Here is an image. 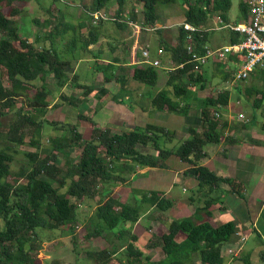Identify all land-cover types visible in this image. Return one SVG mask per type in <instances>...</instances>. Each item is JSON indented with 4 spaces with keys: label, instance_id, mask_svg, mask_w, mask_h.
<instances>
[{
    "label": "trees",
    "instance_id": "trees-1",
    "mask_svg": "<svg viewBox=\"0 0 264 264\" xmlns=\"http://www.w3.org/2000/svg\"><path fill=\"white\" fill-rule=\"evenodd\" d=\"M112 1L90 0L89 5L84 6V15L89 19L88 21L83 19L78 24L80 29L78 31L83 40L80 47H77V38L74 36L67 43L68 48L71 45L74 50L80 48L83 53L100 57V49L92 50L88 46L96 44L105 34L101 27L107 20H100L95 25L92 23L90 13L107 9ZM114 1L117 9L115 19L110 22L119 29L128 26L129 18H124L128 14L131 20L138 22L135 10L137 3L142 4L143 16V20L138 23L150 27L156 26L159 22L158 5L169 6L178 2L182 6V22L191 24L195 30H185L180 25L176 44L162 41L163 50L167 53L163 62L174 69L167 70L164 83L166 88L160 89L155 95L149 93L147 97L155 110H166L185 116L190 113L193 103L197 102L200 109L198 114L200 125L190 126L189 137L174 149L165 145L173 140L174 131L154 123L121 132H112L107 127L101 128L91 123L92 132L89 139H84L81 132L71 126L67 134L53 136L49 146L43 147L41 138L45 123L56 126L46 119L53 94L58 91L56 98L73 107L81 104L96 87L94 84H80L78 74L69 73L75 57L63 58L53 45L52 39L60 30L58 23L47 32L49 44L43 43L44 45L38 49L35 43L20 36L15 20L3 13V6L5 4L11 6L13 0H0V67L4 68L10 82V86L5 87L0 81V264H38L40 260L37 253L42 249L44 241L39 236V229L55 231L67 227L70 234H73L80 219L78 211L80 202L87 198L94 199L96 195L100 199L93 216L89 218L93 228L87 231L85 237L87 239L96 237L108 231V234L112 233L115 237L126 240L121 248L127 264H189L194 260H198L199 264L224 262L225 251L228 250L229 242L237 229L235 222L231 220L213 226L204 216H199L202 211L210 213L208 208L212 199H208L204 206L197 207L192 215L172 219L167 225L166 233L151 236L144 248L148 250L150 247L160 245L164 254L162 259L152 261L151 256L146 255L144 248L137 243V234L131 232V227L141 216L142 204L148 203L160 211H165L172 206V201L163 197L162 193L139 190L143 193L139 199L135 198V203L132 204L120 201L112 192L116 185L126 184L130 176L141 168L163 167L165 160L172 153L193 165L189 168V174L197 179L199 189L206 186L211 188L223 181L233 186L231 180L216 176L206 166L198 163L205 156L204 145L220 139L221 132L219 133L217 128H224L226 122L220 114L216 116L214 111L226 106L230 97V88L218 89L216 93L211 90L216 83L206 75L205 66L211 62L215 69L221 71V80L217 78L216 81L231 83L240 58L230 54L225 62L208 60L200 64V70L197 71L194 63L190 61L192 55L187 51L190 42L194 52L200 55L205 53V47H209L207 45L209 31L214 30L208 26L210 18L218 15L224 25L228 23L227 13L231 7V0ZM129 2H134V7L128 12ZM19 11V8L11 6L10 15ZM239 11L240 18L245 20L247 4L243 0L239 2ZM59 24L63 28V33L67 29L75 31L77 28V25L63 20ZM81 29L88 31L83 32ZM155 30L161 32L160 27ZM189 36L191 39H188ZM239 39L240 35L229 29V43L237 42ZM120 44L123 45V49L124 46L128 49L130 47L123 41ZM95 61L96 59L93 60L94 68L104 73V82L115 81L119 86L117 94L125 95L124 98L131 93L130 89L126 90L130 79L148 86H155L158 83V71L150 64L137 63L129 66L117 56L106 64ZM229 64H234L235 68H232L234 70L230 73L225 68ZM255 72L261 79V85L243 84L242 87H246L244 91L240 87L241 92L250 97L259 95L253 100L254 107H259V103L264 101V69L254 70L247 79L237 81L236 85L248 80ZM50 76L54 82L49 84ZM35 80H40L41 84L31 92L29 85ZM70 83L83 90L80 97L62 91ZM98 89L100 94H95L98 97L107 92L104 86ZM198 90L209 91L205 97L198 100ZM19 97H26L27 102L20 104L15 110L16 117L5 127L2 118L16 107V99ZM57 106L59 105L55 102L51 107ZM78 116L85 121L90 119L81 114ZM199 127L202 128L201 131L198 130ZM22 145L36 150L26 153L28 157L26 165L14 169L12 167L14 154ZM139 146H151L158 158L153 153L139 150ZM78 148L81 151L75 160L71 157V150ZM99 186L102 187L101 190ZM114 251L103 247L88 252V255L100 259L101 263L105 260L111 262Z\"/></svg>",
    "mask_w": 264,
    "mask_h": 264
},
{
    "label": "crops",
    "instance_id": "crops-1",
    "mask_svg": "<svg viewBox=\"0 0 264 264\" xmlns=\"http://www.w3.org/2000/svg\"><path fill=\"white\" fill-rule=\"evenodd\" d=\"M110 33L114 37L113 39L112 37H108L106 46H102L103 48H101L100 41L105 38H101L96 44H90L88 46V48L92 50H95V47L100 49V57L94 59L99 61L101 58L106 64L112 60L113 57L117 56L120 60L126 61V65L130 66L137 64V62H135L139 59L136 56L137 54L134 55L133 51H131L132 55H130V57L128 56L131 50L132 41L127 44L130 45V49L124 46V50L123 45L120 44V42L126 40L127 36L125 35V37L122 38L118 37L120 35L116 30L115 32L111 30ZM140 47H143L142 44H140ZM93 64L94 63L90 59L87 68L91 72V77L84 81H82V78L80 77L81 80H79V82L80 84L87 85L94 84L96 89L104 86L107 89V92L101 97H98L95 95L96 91H92V93L78 105L80 107H85L86 117L91 118L87 114L91 112L97 102H102L110 112V124H112L110 129L113 132H121L133 129L134 127L145 126L147 123H154L173 130L175 133L173 139L178 140H184L189 137L188 129L190 126L198 127L200 125V120L198 119L200 109L197 102L193 103L190 113L186 116L178 115L166 110H155L152 108L151 100L145 101L146 103H144L142 102L143 100L133 101V99H131L132 103H126L122 97L119 99L117 97L119 91L118 84L115 83V81L104 82V73L101 70H95ZM234 69L229 68L228 70L233 72ZM216 70L219 71L218 69ZM75 72H78L77 64H72L69 73L74 74ZM220 72L221 71H219V73ZM221 76L220 73V76H218L219 80H221ZM164 78L166 79V77ZM236 82V80H233L229 83L230 97L227 105L222 107L219 111H214L219 113L222 116L223 121L226 122L224 128H217V131L219 133L221 132L220 139L215 142H208L204 145L203 150L205 156L201 158L198 163L199 165L206 166L216 176L231 180L233 186L230 183L223 181L211 188L206 186L199 189L197 179L189 174V168L193 165L184 161L175 153H172L165 160V165L163 167L141 168L135 174L130 176L129 181L126 184L116 185L113 194L115 195V193L118 191L121 192L122 190L126 193V196H128L129 192L131 193L130 188L143 191H156L162 193L163 197L170 199L174 204V186L176 184L181 185L183 191L193 190L196 194L193 193L185 200L183 199L182 202L184 205L181 207V210L185 213L177 218L192 215L197 207L204 206L208 199H212V203L208 208L210 213L207 214L202 211L199 216H204L213 226H217L227 220L235 222L237 230L233 235L231 242H229V248L240 244L239 239L241 235L247 236L237 256L231 255L226 249L223 263L227 262L229 258L232 257L229 264H264V102L261 104L259 103V107H254L253 100L254 98L259 97V95L250 97L241 92L243 84L259 86L261 85V79L255 72L243 83L241 81L240 84L236 85ZM76 86L77 85L74 83L67 84L62 91L64 92V89L68 88L71 93L80 97L83 90ZM208 91L198 90L199 93L197 99L199 100V98L205 97ZM130 95L132 94L130 93ZM128 98L129 97H126L125 99ZM56 99L57 98L51 102L49 109L52 110L48 109L49 111H47L46 118L48 121L51 123L53 122L56 125L52 127L57 128L58 131L61 127L59 126L61 122L58 117L62 116L63 113L61 112V107L57 106L55 109L51 107ZM66 106L67 113L71 114L72 106L68 104H66ZM242 107L251 109L250 114L248 115L247 111L245 112ZM97 112L98 111H96V113ZM239 113H242L244 117L239 118ZM73 118L77 120L75 124H78V122L81 121L83 126H85L84 123H86L83 130L87 126L92 125V121H89L92 119L86 121L82 120L76 112ZM198 130L201 131L202 128L199 127ZM57 131L55 135L61 136L63 134H58ZM172 142L173 140L170 143ZM175 147H173V149ZM154 156L158 158V156ZM58 161H60V159ZM203 192H205V194H203ZM122 201L126 202V200ZM149 230L152 232V228H149ZM152 235L160 236L161 234ZM156 247H158V245L150 247L148 250L144 247L143 248L145 251H148L146 255L151 256L150 250ZM159 247L161 246L159 245ZM113 250H115L113 254L115 255L120 253L122 248H119V250L114 248ZM163 256L164 254L160 259H162ZM194 262L199 264L198 260H194Z\"/></svg>",
    "mask_w": 264,
    "mask_h": 264
},
{
    "label": "rangeland",
    "instance_id": "rangeland-1",
    "mask_svg": "<svg viewBox=\"0 0 264 264\" xmlns=\"http://www.w3.org/2000/svg\"><path fill=\"white\" fill-rule=\"evenodd\" d=\"M245 1V0H243ZM239 2L240 0H231V7L227 13L228 15V23H237L239 21H243L240 18V11H239ZM90 3V0H13V3L11 6H15L19 8V12L10 15L11 6L5 4L3 6L2 11L3 13L9 17L15 20L16 25L19 27V34L21 37H26L31 43H35L36 47L39 49L44 44L48 45L49 41L47 39V32H49L51 29L54 28L55 24L58 23V29L59 32L53 37V45L57 49V52L64 58L67 56L75 57V59L72 61L73 65L77 64L78 69V81L88 80L91 77V72L87 68V65L90 63V59L94 60L92 55L85 52L83 53L80 48L73 49L71 45H69V48L67 47V43L75 36L77 38V47H80V44L83 40L82 36L80 35L78 24L81 22V20L88 21V17L84 15V6H88ZM131 7H134V2L127 5L128 12L130 11ZM117 9V4L113 0L111 3H109V6L104 11L107 12L108 16L110 18L115 17ZM136 12L138 15V22H141L143 20L142 16V4L137 3L136 5ZM158 14L160 16L158 26L161 28V32H157L156 30L153 31H147L144 29H140L137 31L135 29L136 26H128L124 29L117 28L110 20H107L102 28V31L105 32L101 36V38H105L101 42V48L102 46H106V41H108V37H112L113 35L110 33L111 30L113 32L118 31L119 35L118 37L122 38L127 36V39L124 40L126 44H129L132 41L131 50L129 53L130 55L137 54V58L141 57L140 52V44L144 48H149L151 52L152 57H160L161 65L155 66L156 70L158 71L159 78L158 83L155 86H148L141 83H137L134 80H129L128 83V89H130V92L132 95L128 96V99H125L121 93L117 97L124 98V102L126 103H132V100H143L142 102L146 103L145 101H150L147 97V94L155 95L160 89H164L165 87V78L167 75V69L166 64L163 62V59L166 60L167 53L163 50V54H158V48H163L162 41H166L170 44H176L177 43V34H178V28L179 24L183 21V8L182 6L177 2L173 5L169 6H157ZM127 14V11H126ZM62 16V19H61ZM124 18H129V14L124 16ZM63 22H69L77 25L76 30H70L67 29L66 32H62V26L59 24L61 21ZM112 21V20H111ZM133 21V20H128ZM139 24V23H137ZM210 27H212L214 30L209 31V41L207 45L210 48H215L224 44L229 43V29L221 27L224 26V23L221 22L218 19V15H214L210 18V21L208 23ZM83 32L88 31L87 29H81ZM101 31V32H102ZM231 36V34H230ZM44 43V44H43ZM97 48V47H95ZM130 49V47H129ZM164 49V48H163ZM125 50V49H124ZM120 52V51H119ZM139 53V54H138ZM126 54V53H125ZM124 54V55H125ZM133 55V57H134ZM122 57V54H121ZM125 57V56H124ZM79 59V60H78ZM99 64H105L101 58L99 61H97ZM135 62H138L137 60ZM225 68H234V64H229L228 66H225ZM206 69V75L210 77L209 79L212 80V82L215 81V87L211 90L216 93L220 89H227L229 88V83H221L220 81H216L218 76H220L219 71L215 69V65H211L210 63H207L205 66ZM229 73L232 71L227 70ZM130 71V70H129ZM49 84L53 82V78L49 77ZM0 81L3 83L5 87L10 86V82L7 79V74L4 68L0 67ZM229 81V80H228ZM254 82V80H253ZM41 84L40 80L33 81L29 88L31 92H34V90L39 87ZM252 85V84H251ZM118 86V85H117ZM249 87V86H247ZM217 89V90H216ZM219 89V90H218ZM100 89H94L93 91H96V94H100ZM124 90V89H123ZM215 90V91H214ZM242 90H246V87L243 86ZM70 91L68 88L64 89V93L68 94ZM124 92V91H123ZM59 92L56 91L53 97V100L58 97L57 94ZM74 94V93H73ZM71 94V95H73ZM124 94H127L124 92ZM104 95V94H103ZM27 102L26 97L22 98L19 97L16 99V107L7 113V115L2 118V121L5 127H7V124H9L15 117V110L20 106L21 103ZM58 103V107H61L62 109V116H59L58 119L61 124H59L60 129H55L52 126H49L45 123V129L42 134L41 141L44 143L43 147H48L50 139L55 135L56 131L57 133H63L67 134L69 132V129H71V126L76 127L82 134L84 139H89L91 137V125L87 126L84 130L83 128L86 126V123H84L85 126H83V123L80 121L78 124H75L77 121L75 118H73L75 112L81 115H85V107L80 106H73L71 114H68L66 110V103L62 102L61 99H56L55 101ZM264 102V101H263ZM26 105V104H25ZM24 105V106H25ZM56 107H53L55 109ZM242 109L247 113L248 115L251 112V109L242 107ZM52 110V109H49ZM48 110V111H49ZM96 111H98L96 113ZM54 112V111H53ZM92 119V123L95 126L100 127H107L111 128L112 124H110V112L105 107V104L100 102L95 105V107L91 110L90 113H88ZM249 117V116H248ZM47 119V118H46ZM27 130V129H26ZM83 132V133H82ZM113 132V131H112ZM183 140L173 139V142H167L165 145L167 147L173 148L177 146L179 143H181ZM163 143V142H162ZM139 150L145 152V153H153L156 156L157 153L154 151V149L151 146L147 147H138ZM30 150L35 151L36 149L27 146L22 145L18 147L17 153L14 154L12 167L14 169H18L21 165H26L28 157L26 156V153ZM81 149H72L71 150V157L75 160L78 159V155L80 154ZM146 177V176H145ZM108 187V186H107ZM101 186H99V190H101ZM115 188V187H114ZM131 193L129 192V195L126 196V193L121 190L115 193V195L112 192V195L119 198L120 201L126 200V202H131L132 204L135 203L134 199H139L141 196L142 191H139V189L130 188ZM64 190V189H63ZM174 193H175V201L172 206L168 208L165 211H160L156 206H152L148 203L141 205V216L138 219L137 223H134L131 227V232L137 234V242L139 243V246L144 247L146 242H148L149 237L151 238L152 234H162L163 232H167V225L172 220V218L180 217L181 214L185 213L183 210H181V207L183 204V199L185 200L188 196H191L193 193L196 194V192L193 190H187L183 191V188L181 185L176 184L174 186ZM162 195V194H161ZM100 199L98 195L95 196L94 199H85L84 201H81L79 204V221L76 223L75 231L73 234H70L67 227L60 228L55 231H50L48 229H39L38 233L40 238H42L44 241L42 242V249L39 250L37 253V257L39 258L38 264H102L103 262H107V264H127L126 261L123 259V252L121 251L118 254L113 255V261L110 262V260L100 261V259L96 258L95 256H89L88 252L100 250L103 247L106 249H118L122 247V245H125L124 242L126 240H121L117 236L115 237L114 234L110 233L108 234V231H105L102 233V235L86 238L85 235L87 231L93 228L92 222L89 218H91L94 214L95 208L97 206V202ZM149 228H152V232L149 230ZM128 239V237H127ZM76 240V241H73ZM151 252V260H159L161 256L163 255L161 247H156L154 249L150 250ZM147 254L148 251H145ZM112 259V258H111ZM192 264V263H189ZM193 264H196L193 262Z\"/></svg>",
    "mask_w": 264,
    "mask_h": 264
},
{
    "label": "built area",
    "instance_id": "built-area-1",
    "mask_svg": "<svg viewBox=\"0 0 264 264\" xmlns=\"http://www.w3.org/2000/svg\"><path fill=\"white\" fill-rule=\"evenodd\" d=\"M247 4V18L245 21L237 23H226L224 28H228L231 31L238 33L240 39L234 43H227L216 48L205 47L204 54H197L194 52L192 43H188L187 51L192 55L191 62L194 63L195 70H200V64L211 61L225 62L230 54L237 55L240 58V62L234 71V80H245L256 69H264V0H246ZM92 17V23L97 25L100 20H114L115 17L110 18L106 11L99 10L90 13ZM221 21V19L218 17ZM131 20V19H128ZM130 26H136L135 29L139 31L144 29L147 31H153L159 26H142V23L137 24V21H128ZM185 30H195V28L188 23L181 22ZM188 39H191L190 36ZM141 57L137 60V63H147L152 66H160V57L152 58L149 48L140 47ZM158 54H163V48L158 49ZM182 66V64L180 65ZM165 69L173 70L174 67L167 66ZM227 69V68H226ZM229 69V68H228ZM227 69V70H228ZM218 116L219 113H214ZM239 118H243L244 115L239 113ZM246 235L240 236V244L228 248L227 252L233 256H237L240 252L243 242L246 240ZM232 257L223 264H229Z\"/></svg>",
    "mask_w": 264,
    "mask_h": 264
},
{
    "label": "clouds",
    "instance_id": "clouds-1",
    "mask_svg": "<svg viewBox=\"0 0 264 264\" xmlns=\"http://www.w3.org/2000/svg\"><path fill=\"white\" fill-rule=\"evenodd\" d=\"M245 2H246V0H245ZM246 18H247V17H246ZM245 20H246V19H245ZM245 20H243V21H245ZM239 22H242V21H239ZM227 24H228V23H227ZM157 25H158V24H157ZM158 49H159V48H158ZM149 50H150V49H149ZM167 66H169V65H167ZM167 66H166V67H167Z\"/></svg>",
    "mask_w": 264,
    "mask_h": 264
},
{
    "label": "bare ground",
    "instance_id": "bare-ground-1",
    "mask_svg": "<svg viewBox=\"0 0 264 264\" xmlns=\"http://www.w3.org/2000/svg\"><path fill=\"white\" fill-rule=\"evenodd\" d=\"M158 67V66H157Z\"/></svg>",
    "mask_w": 264,
    "mask_h": 264
}]
</instances>
